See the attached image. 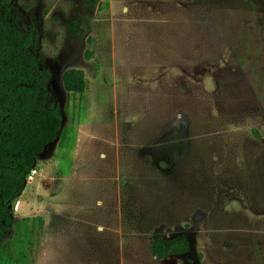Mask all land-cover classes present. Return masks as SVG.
<instances>
[{
  "label": "rangeland",
  "instance_id": "1",
  "mask_svg": "<svg viewBox=\"0 0 264 264\" xmlns=\"http://www.w3.org/2000/svg\"><path fill=\"white\" fill-rule=\"evenodd\" d=\"M6 3L26 28L27 55L50 72L48 97L66 121L91 110L102 138L80 152L92 162L89 177L115 173L114 130L159 142L140 146L144 175L121 168L125 222L115 235L124 237L125 264H264V0ZM71 68L85 72L83 94L64 86ZM55 145L38 155L37 171ZM93 183L64 176L51 183L52 201L75 209ZM27 199L25 189L10 206L23 233ZM178 235L189 252L153 255V238ZM10 248L0 264H22L25 250L13 256Z\"/></svg>",
  "mask_w": 264,
  "mask_h": 264
},
{
  "label": "crops",
  "instance_id": "2",
  "mask_svg": "<svg viewBox=\"0 0 264 264\" xmlns=\"http://www.w3.org/2000/svg\"><path fill=\"white\" fill-rule=\"evenodd\" d=\"M80 111V120L65 123L69 126L68 138L63 144L56 142L53 153L43 161L45 165L39 166L34 180L26 183V232H20V222L14 221L10 233L0 242V259L4 256L5 248L10 245V254L13 256H18L19 251L25 250L26 258L22 264H47L45 257L49 254L57 257L62 255L60 259H54L53 264H125L124 237L115 235L117 223L124 228L125 222L123 188L119 176L124 168V173L127 172L130 178L135 173L144 175L139 161L142 157L140 146L159 142L140 136H126L122 139L114 130L115 173L89 177L92 162L88 160L90 158L83 161L82 154L87 152V148L91 149V140L102 137L92 131L91 110ZM85 139L86 144L83 145ZM136 161H139V167ZM63 164L69 166L70 170L63 171ZM160 166L153 170L154 176L163 173ZM54 168H59L60 172L54 173ZM64 176L74 181L94 180L95 183L88 191L92 195L90 200L86 192L84 199L75 203V209H71L73 206L68 204H55L52 201L51 183ZM122 181L125 182V178Z\"/></svg>",
  "mask_w": 264,
  "mask_h": 264
},
{
  "label": "trees",
  "instance_id": "3",
  "mask_svg": "<svg viewBox=\"0 0 264 264\" xmlns=\"http://www.w3.org/2000/svg\"><path fill=\"white\" fill-rule=\"evenodd\" d=\"M25 36L23 23L0 0V242L15 221L10 206L25 189L27 174L38 155L57 142L66 122L59 101L48 97L50 72L27 55ZM63 82L71 93L87 88L82 69L67 70ZM151 247L156 258L164 259L189 252L191 244L185 235L157 236Z\"/></svg>",
  "mask_w": 264,
  "mask_h": 264
},
{
  "label": "built area",
  "instance_id": "4",
  "mask_svg": "<svg viewBox=\"0 0 264 264\" xmlns=\"http://www.w3.org/2000/svg\"><path fill=\"white\" fill-rule=\"evenodd\" d=\"M37 173V169L34 167L28 174H27V178H29L30 180L33 179V176Z\"/></svg>",
  "mask_w": 264,
  "mask_h": 264
}]
</instances>
